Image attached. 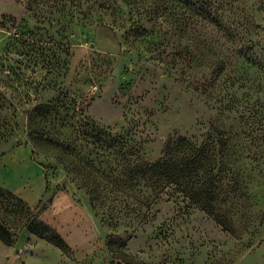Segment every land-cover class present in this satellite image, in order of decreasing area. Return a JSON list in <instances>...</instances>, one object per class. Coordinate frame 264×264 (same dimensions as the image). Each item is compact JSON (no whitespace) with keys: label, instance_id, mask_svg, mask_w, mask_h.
Instances as JSON below:
<instances>
[{"label":"rangeland","instance_id":"obj_1","mask_svg":"<svg viewBox=\"0 0 264 264\" xmlns=\"http://www.w3.org/2000/svg\"><path fill=\"white\" fill-rule=\"evenodd\" d=\"M179 137L226 164L219 200L166 184L118 202L104 178ZM19 147L45 191L34 205L0 184V264H264V0H0V158Z\"/></svg>","mask_w":264,"mask_h":264},{"label":"trees","instance_id":"obj_2","mask_svg":"<svg viewBox=\"0 0 264 264\" xmlns=\"http://www.w3.org/2000/svg\"><path fill=\"white\" fill-rule=\"evenodd\" d=\"M48 109V104L35 106L30 113L29 123H32L35 118L42 116L45 113L44 111ZM111 142V139L109 140L106 137L103 140H99L96 144H102V147L110 148L112 147ZM210 150V146H198L186 138L179 137L165 147L162 157L157 161L147 163L140 158H136V161H123L119 165L118 176L114 181H111L109 177L104 179L106 183L115 187L114 196L118 198V202H136L143 206L152 205L160 199L161 185L165 186L167 184L176 186V190L179 192L185 191V196L191 203L200 204L203 201V204L207 205L211 201L219 200L223 194L221 191L224 189V185L218 187L216 180L222 181L221 175L224 174L227 168L226 164L221 162L219 169H216L212 156L209 154ZM85 180L90 182L93 187L92 190L87 192V197L90 206L94 207L102 198L101 192L97 191L99 181L97 178H89L88 176L85 177ZM140 187L142 193L139 191ZM147 190H151L149 192H154L155 194L147 196ZM0 192L11 196L10 192H4L1 188ZM193 194L198 195L199 199H194L192 196L189 197ZM202 208L206 211L203 205ZM26 228L30 233L58 247L68 248L64 240L54 230L41 222L32 221L27 224ZM0 240L8 246L13 244L9 230L1 223Z\"/></svg>","mask_w":264,"mask_h":264},{"label":"crops","instance_id":"obj_3","mask_svg":"<svg viewBox=\"0 0 264 264\" xmlns=\"http://www.w3.org/2000/svg\"><path fill=\"white\" fill-rule=\"evenodd\" d=\"M3 155H1V156H3ZM26 167H30V169H34V171L36 173L37 169L35 170L34 165H32V163L28 159V157L26 155V151L23 148H20V147L15 148L9 154H6L5 156L1 157L0 158V184L2 186L6 187L7 189H9L10 191H12L13 194H16L19 196H24L25 198H28L29 202L31 204L35 205L41 199L45 190H44V186L41 184L40 178H38V186L36 187V189H34V190H33V188L29 189V186H27L28 182H27L26 175H25V168ZM14 180H16V183L14 182ZM59 195H63L69 200V198L66 195L58 194V196ZM55 199L53 200V204H54ZM53 204H52L51 208L53 207ZM72 205L75 207L74 204H72ZM75 208H77V207H75ZM77 209L84 215V213L79 208H77ZM67 244L69 245V243H67ZM0 245L3 247V244L1 242H0ZM75 254H76V252H75Z\"/></svg>","mask_w":264,"mask_h":264},{"label":"water","instance_id":"obj_4","mask_svg":"<svg viewBox=\"0 0 264 264\" xmlns=\"http://www.w3.org/2000/svg\"><path fill=\"white\" fill-rule=\"evenodd\" d=\"M31 154L33 155V151H31Z\"/></svg>","mask_w":264,"mask_h":264}]
</instances>
